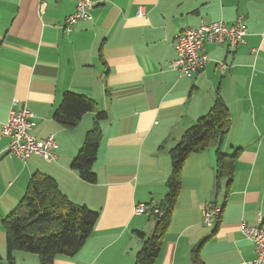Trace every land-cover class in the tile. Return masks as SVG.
Returning <instances> with one entry per match:
<instances>
[{"label": "crops", "instance_id": "0c3cea01", "mask_svg": "<svg viewBox=\"0 0 264 264\" xmlns=\"http://www.w3.org/2000/svg\"><path fill=\"white\" fill-rule=\"evenodd\" d=\"M92 2V20L66 33L63 25L76 0H0V264H7L1 221L15 209L34 172L49 175L73 204L99 215L78 253L53 264H134L141 241L133 232L149 236L155 221L133 209L161 203L171 173L169 150L208 113L216 95L230 114L221 151L240 153L232 179L215 194L216 144L187 159L154 264H191V252L204 240L203 264L251 262L254 246L239 227L264 218V0ZM238 17L247 31L244 44L234 50L206 44L210 62L191 77L170 67L178 32L217 21L230 26ZM66 92L92 99L106 114L93 165L95 184L70 168L95 113L83 115L75 127L59 125L53 115ZM23 107L33 115L31 137L53 136L55 161L31 156L23 162L7 155L9 139L1 135V125L11 110ZM210 202L222 205L213 236L201 221V208ZM16 256L23 264H39L34 256Z\"/></svg>", "mask_w": 264, "mask_h": 264}, {"label": "trees", "instance_id": "16d2710c", "mask_svg": "<svg viewBox=\"0 0 264 264\" xmlns=\"http://www.w3.org/2000/svg\"><path fill=\"white\" fill-rule=\"evenodd\" d=\"M86 113H95V118L70 168L82 181L95 184L96 174L93 165L102 135L100 123L105 120L106 114L99 110L97 103L92 99L66 92L53 116L59 125L71 128L75 127ZM229 130L230 114L221 97L216 95L208 113L190 126L178 144L169 150L171 173L166 182L167 193L159 205L145 204L149 212L157 209L162 214L161 216L153 212L144 214L158 222L151 235L137 230L133 232L141 241V248L135 255L134 264H154L158 258L172 211L181 191L183 166L192 154L216 144L215 194L218 193L223 181H228L229 185L234 163L240 154L239 150L230 156L220 151ZM98 218L97 212L84 205L73 204L61 193L52 177L34 172L15 209L1 221L5 234V259L9 264H13L15 252L36 255L39 264H53L58 257H74L91 235ZM218 223L219 220L213 228L212 236L216 233ZM204 242L205 240L200 242L191 252V264H203L199 258V249Z\"/></svg>", "mask_w": 264, "mask_h": 264}, {"label": "built area", "instance_id": "2783aa9c", "mask_svg": "<svg viewBox=\"0 0 264 264\" xmlns=\"http://www.w3.org/2000/svg\"><path fill=\"white\" fill-rule=\"evenodd\" d=\"M92 0H76L75 10L69 15L63 25V30L70 33L78 22L92 20ZM144 14L143 7H139L137 16ZM247 35L242 17H238L233 25H226L222 21L202 24L198 29H185L178 32L173 39L175 59L170 67L176 70L180 76L191 77L202 71L210 62L204 48L206 44L224 46L234 50L244 44ZM223 73L224 64H218ZM14 102L13 105H16ZM33 115L25 107L18 111L11 110L7 120L1 125V135L9 139L6 153L8 156L20 161H27L31 156H38L49 161H55L57 144L53 136L37 140L30 136L33 129ZM153 214L161 216V212L154 209ZM149 212L148 206L139 204L134 207V215H144ZM222 212V205L215 202L206 203L201 208V221L205 228L213 229ZM241 234L254 246L255 259L241 264H264V218L258 219L256 226L240 224Z\"/></svg>", "mask_w": 264, "mask_h": 264}, {"label": "rangeland", "instance_id": "374dc122", "mask_svg": "<svg viewBox=\"0 0 264 264\" xmlns=\"http://www.w3.org/2000/svg\"><path fill=\"white\" fill-rule=\"evenodd\" d=\"M220 151H221V148H220ZM235 151H232V152H230L231 154H225V155H228V156H230V155H232L233 153H234ZM221 153H223L222 151H221ZM224 154V153H223ZM78 206H82V205H78ZM16 253V252H15ZM14 253V254H15ZM17 253H22V254H28V253H23V252H17ZM28 256H34L35 258H38L36 255H33V254H28ZM14 257V256H13ZM7 262V261H6ZM23 263H25V259L24 258H20V257H18V256H16V259L14 258V261H13V264H23ZM7 264H9L8 262H7Z\"/></svg>", "mask_w": 264, "mask_h": 264}, {"label": "water", "instance_id": "95a60500", "mask_svg": "<svg viewBox=\"0 0 264 264\" xmlns=\"http://www.w3.org/2000/svg\"><path fill=\"white\" fill-rule=\"evenodd\" d=\"M157 224H158V222H155V227H156Z\"/></svg>", "mask_w": 264, "mask_h": 264}]
</instances>
